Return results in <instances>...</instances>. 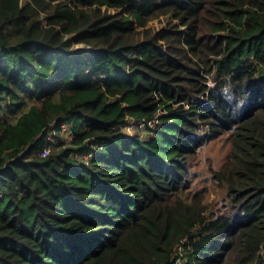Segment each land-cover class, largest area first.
<instances>
[{
	"label": "trees",
	"instance_id": "obj_1",
	"mask_svg": "<svg viewBox=\"0 0 264 264\" xmlns=\"http://www.w3.org/2000/svg\"><path fill=\"white\" fill-rule=\"evenodd\" d=\"M0 264H264V0H0Z\"/></svg>",
	"mask_w": 264,
	"mask_h": 264
},
{
	"label": "rangeland",
	"instance_id": "obj_2",
	"mask_svg": "<svg viewBox=\"0 0 264 264\" xmlns=\"http://www.w3.org/2000/svg\"><path fill=\"white\" fill-rule=\"evenodd\" d=\"M168 22L169 19L161 15L148 20L144 27H154L160 30L167 27ZM77 46L79 47L81 45L79 44ZM209 84H213L211 80H209ZM129 125L128 128L133 126L132 123ZM140 133L144 134L143 131H140ZM69 135L68 131L61 132L58 140L60 138H66ZM49 137L52 140V134ZM225 137L226 134H220L215 139L208 140L201 146L193 166V173L191 174V189L205 194V204L210 209L219 207L223 199L222 191L213 184L212 171L217 169L226 157L228 141Z\"/></svg>",
	"mask_w": 264,
	"mask_h": 264
},
{
	"label": "built area",
	"instance_id": "obj_3",
	"mask_svg": "<svg viewBox=\"0 0 264 264\" xmlns=\"http://www.w3.org/2000/svg\"><path fill=\"white\" fill-rule=\"evenodd\" d=\"M140 126H142V125H140ZM47 151H48L47 149H44V150H43V154H46Z\"/></svg>",
	"mask_w": 264,
	"mask_h": 264
}]
</instances>
